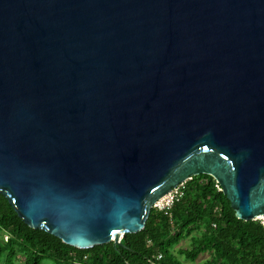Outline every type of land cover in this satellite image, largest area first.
<instances>
[{
	"label": "water",
	"instance_id": "water-1",
	"mask_svg": "<svg viewBox=\"0 0 264 264\" xmlns=\"http://www.w3.org/2000/svg\"><path fill=\"white\" fill-rule=\"evenodd\" d=\"M213 177L264 216V0H0V195L79 250Z\"/></svg>",
	"mask_w": 264,
	"mask_h": 264
},
{
	"label": "trees",
	"instance_id": "trees-1",
	"mask_svg": "<svg viewBox=\"0 0 264 264\" xmlns=\"http://www.w3.org/2000/svg\"><path fill=\"white\" fill-rule=\"evenodd\" d=\"M217 186L209 175L195 176L172 209H152L145 228L126 234L123 245L110 242L87 250L30 228L0 195V264H14L21 253L24 264H44L48 258L57 264H181L176 246L188 237L190 248L179 253L191 262L208 253L203 264H264L262 223L238 219Z\"/></svg>",
	"mask_w": 264,
	"mask_h": 264
},
{
	"label": "built area",
	"instance_id": "built-area-1",
	"mask_svg": "<svg viewBox=\"0 0 264 264\" xmlns=\"http://www.w3.org/2000/svg\"><path fill=\"white\" fill-rule=\"evenodd\" d=\"M185 187H186V182L179 184L176 188H173L163 198L155 202L152 209H156L158 211H169L170 209H172L175 203L179 202L180 199L183 197ZM217 187H220V186L218 185ZM261 217H264V216L258 217L257 220L260 221L264 227V218L261 219ZM160 258L161 256L159 255L158 259Z\"/></svg>",
	"mask_w": 264,
	"mask_h": 264
},
{
	"label": "rangeland",
	"instance_id": "rangeland-1",
	"mask_svg": "<svg viewBox=\"0 0 264 264\" xmlns=\"http://www.w3.org/2000/svg\"><path fill=\"white\" fill-rule=\"evenodd\" d=\"M185 248H190V237L184 239L176 246V255L181 261V264H203L210 257L208 253L200 254L195 262H191L187 260L184 257V255L179 253V250L185 249ZM24 260H25V255H23L22 253L18 254V258L14 261V264H24ZM43 263L44 264H57L56 261L50 258L45 259ZM1 264H4V261Z\"/></svg>",
	"mask_w": 264,
	"mask_h": 264
},
{
	"label": "bare ground",
	"instance_id": "bare-ground-1",
	"mask_svg": "<svg viewBox=\"0 0 264 264\" xmlns=\"http://www.w3.org/2000/svg\"><path fill=\"white\" fill-rule=\"evenodd\" d=\"M264 217H261V219H263Z\"/></svg>",
	"mask_w": 264,
	"mask_h": 264
}]
</instances>
